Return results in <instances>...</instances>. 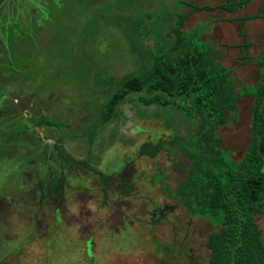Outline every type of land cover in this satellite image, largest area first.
<instances>
[{
  "label": "rangeland",
  "instance_id": "rangeland-1",
  "mask_svg": "<svg viewBox=\"0 0 264 264\" xmlns=\"http://www.w3.org/2000/svg\"><path fill=\"white\" fill-rule=\"evenodd\" d=\"M1 1L0 97L10 92L0 104V264H206L214 228L167 194L190 169L173 136L195 130L199 119L130 101L115 105L91 137L86 130L128 79L148 85L156 78L147 47L168 62L198 44L200 65L225 71L221 103L225 93L257 83L264 9L244 21L245 38L239 17L258 12L264 0L233 12L193 11L175 50L167 31L189 10L180 0ZM254 101L238 98L217 127L235 159L250 140ZM39 114L58 124L34 125ZM143 143L157 145L154 156L140 153ZM255 217L264 241V214Z\"/></svg>",
  "mask_w": 264,
  "mask_h": 264
},
{
  "label": "trees",
  "instance_id": "trees-1",
  "mask_svg": "<svg viewBox=\"0 0 264 264\" xmlns=\"http://www.w3.org/2000/svg\"><path fill=\"white\" fill-rule=\"evenodd\" d=\"M251 1L220 0L215 5H199L180 0V4L188 6L189 10L178 14L174 25L167 31L175 35V42L169 49L175 50L182 43L184 21L193 11L222 9L233 12ZM263 9L264 2L258 12L239 17L243 38L246 37L244 21L260 16ZM197 45L194 44L193 49L182 57L168 62L163 59L165 52L147 47L148 67L156 78L148 85L134 78L128 79L125 88L112 100L101 103L100 118L86 130V134L91 137L111 117L115 105L130 101L172 106L187 118L199 119L195 130L173 136L174 143L186 152L190 169L167 194L185 201L192 216L204 219L214 228L207 239L209 256L206 264H264V241L255 217L256 214H264V49L255 62L260 68L258 82L240 86L234 93H225L226 101L221 103L219 88L225 83L220 76L225 71L215 73L200 65L202 49ZM248 45L245 40L240 47L246 50ZM248 58L247 53H243L241 63H248ZM134 90L153 93L150 96L134 94L125 97ZM243 96H255L251 135L243 156L235 159L229 149L221 146L217 127L226 122V113H233L236 100ZM33 123L43 126L58 124L45 114L35 117ZM139 150L152 157L157 145L143 143Z\"/></svg>",
  "mask_w": 264,
  "mask_h": 264
},
{
  "label": "flooded vegetation",
  "instance_id": "flooded-vegetation-1",
  "mask_svg": "<svg viewBox=\"0 0 264 264\" xmlns=\"http://www.w3.org/2000/svg\"><path fill=\"white\" fill-rule=\"evenodd\" d=\"M12 1V0H11ZM10 1V2H11ZM9 2V3H10ZM36 2H37V0H30V3L27 1V3H26V5H28V6H31V5H33V4H36ZM0 3L2 4V1L0 0ZM7 36H9V35H7ZM12 36V35H11ZM0 37H2V34H1V32H0ZM4 39V38H3ZM1 42H3L2 40H1ZM12 65V64H11ZM8 92H10V90L9 91H6V92H4V95H1V97H0V104L2 103V104H4V103H6V102H9V99L6 97L7 96V93ZM1 106H3V105H1ZM40 115V114H39ZM38 116V115H37ZM35 125V124H34ZM36 126H38V125H36Z\"/></svg>",
  "mask_w": 264,
  "mask_h": 264
},
{
  "label": "crops",
  "instance_id": "crops-1",
  "mask_svg": "<svg viewBox=\"0 0 264 264\" xmlns=\"http://www.w3.org/2000/svg\"><path fill=\"white\" fill-rule=\"evenodd\" d=\"M252 2V1H251ZM250 3H248L247 5H245V6H248ZM245 6H243V7H241L242 9L243 8H245ZM222 10V9H221ZM224 11V10H223ZM254 14V13H253ZM242 16V15H241ZM239 20H240V18H239ZM240 23H242V21L240 20ZM241 25V24H240ZM14 36H15V38H14ZM12 38L15 40L16 39V35H14ZM3 42H4V40H2Z\"/></svg>",
  "mask_w": 264,
  "mask_h": 264
}]
</instances>
